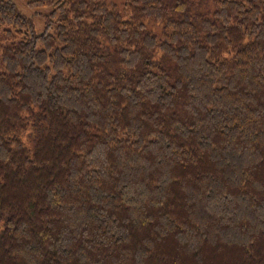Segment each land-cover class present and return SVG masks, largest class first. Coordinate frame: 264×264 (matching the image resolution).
I'll use <instances>...</instances> for the list:
<instances>
[{
    "label": "trees",
    "instance_id": "1",
    "mask_svg": "<svg viewBox=\"0 0 264 264\" xmlns=\"http://www.w3.org/2000/svg\"><path fill=\"white\" fill-rule=\"evenodd\" d=\"M27 3L43 32L0 0V264H264V0Z\"/></svg>",
    "mask_w": 264,
    "mask_h": 264
},
{
    "label": "rangeland",
    "instance_id": "2",
    "mask_svg": "<svg viewBox=\"0 0 264 264\" xmlns=\"http://www.w3.org/2000/svg\"><path fill=\"white\" fill-rule=\"evenodd\" d=\"M14 1L16 2L19 10L22 13H24L28 17L32 18V20L34 21V24H35L36 32L41 33L47 28L46 21L49 17L48 13L50 11V8L35 9L27 3L29 0H14ZM110 1L114 2L118 6L120 12L124 16H127V9H126L125 0H110ZM146 23L150 29L155 31L157 34L160 33V28L156 23H153V22H151V23L146 22ZM49 30H50V32H53V29H49ZM28 132L23 135V139H24L25 145L28 148H32L33 147V141L31 140Z\"/></svg>",
    "mask_w": 264,
    "mask_h": 264
}]
</instances>
